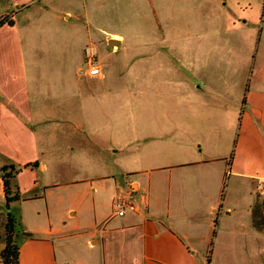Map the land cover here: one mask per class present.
<instances>
[{
  "label": "crops",
  "instance_id": "0c3cea01",
  "mask_svg": "<svg viewBox=\"0 0 264 264\" xmlns=\"http://www.w3.org/2000/svg\"><path fill=\"white\" fill-rule=\"evenodd\" d=\"M137 2L134 40L119 0H0V19L12 21L0 27V167L38 161L17 175L22 196L10 203L20 264H213L229 260L222 246L229 254L260 238L264 64L248 93L244 77L237 90L224 86L235 95L224 117L207 62L216 27L241 18L227 0ZM105 13L123 29L104 24L111 49L99 50L91 23L110 20ZM122 45L142 57L125 65L131 84L117 87L108 62ZM93 48L103 78L79 72ZM222 119L233 127L226 150L213 137ZM6 221L0 209V253Z\"/></svg>",
  "mask_w": 264,
  "mask_h": 264
},
{
  "label": "rangeland",
  "instance_id": "374dc122",
  "mask_svg": "<svg viewBox=\"0 0 264 264\" xmlns=\"http://www.w3.org/2000/svg\"><path fill=\"white\" fill-rule=\"evenodd\" d=\"M119 1L122 3L124 2V5L127 4L131 10L129 19H132V21L128 22V35L137 37H133L134 40L140 39V33L143 27V19L138 14L137 1L140 0ZM224 2L225 1H223V3ZM227 2L228 4H226V7L229 14L236 15L238 19L241 18V20H239L240 27L234 28L229 20L224 19L223 23L220 24L218 28L216 27V31L213 35L215 47L207 58V62L212 63L214 68L212 71V90L214 92L212 97L219 108L216 110H218L224 117L225 113L228 111L227 108H229L230 102H232V99L235 97L232 92L228 94L227 89L224 88V86L235 84V90H237L236 84L241 81L242 77H244L246 79L245 91L248 93L247 91L252 78L255 77L254 68L257 70L259 67L260 69V65L264 64V0H227ZM105 15L110 20H104L99 24L91 23V31L99 45V50H104L107 47L108 49H111L109 46L105 47L108 43V41L106 42V39H103L102 42L100 41V34L102 35V33H104V24L106 25L105 29H123V25L119 23L116 17H113V19L111 16H108L107 13H105ZM4 17L9 19L10 15ZM63 41L64 39H62V42ZM113 48H118V44H115ZM93 49L94 50L87 51L83 64L84 66L85 63L87 64V60L90 56H95L100 62H102V59L97 54V49ZM115 52L116 53H111L110 61L108 62L109 71L112 73V81L115 82L117 87L130 85L133 80H131V73L125 71V65L134 62H141V47L132 45L127 46V48L124 49L122 45V47ZM83 65L79 71L80 74L83 73ZM210 73L211 72H207L208 75H210ZM244 101L245 104H247V97L244 98ZM56 115L61 116L59 111L56 112ZM59 121L55 123H59ZM219 121L222 123L219 126H215L213 137L214 139L220 140L218 144H223L224 148H221V150H226L229 142L227 138L231 137L233 127H231L230 120L228 124L225 119ZM56 125L61 128V124ZM234 144L232 145L231 143L232 149ZM0 206L2 211H5L6 213L8 212L9 209L6 207V204L3 205L0 203ZM253 223L261 230L260 238L255 237V244L246 245V247H242L239 244V246L234 247L229 254V249L226 248V246L221 245L224 252L221 251V255L223 256L224 254H227L229 260L226 261V258H213V264H264V182L260 186V193L256 200ZM240 240L241 239L238 240V243H241ZM213 248L215 247L213 246L211 248V254ZM211 259L212 258H210V260Z\"/></svg>",
  "mask_w": 264,
  "mask_h": 264
},
{
  "label": "trees",
  "instance_id": "16d2710c",
  "mask_svg": "<svg viewBox=\"0 0 264 264\" xmlns=\"http://www.w3.org/2000/svg\"><path fill=\"white\" fill-rule=\"evenodd\" d=\"M9 19L3 17L0 19V27L5 23H11ZM38 161L26 164L8 162L0 167L1 178L4 184V193L6 207L10 209V203L21 198V192L16 182L17 175L27 167H36ZM17 218L8 210L7 221L5 224L6 238L5 247L0 253L1 264H20V230Z\"/></svg>",
  "mask_w": 264,
  "mask_h": 264
},
{
  "label": "built area",
  "instance_id": "2783aa9c",
  "mask_svg": "<svg viewBox=\"0 0 264 264\" xmlns=\"http://www.w3.org/2000/svg\"><path fill=\"white\" fill-rule=\"evenodd\" d=\"M88 76L93 78H103L105 77V72L103 70L102 64L99 59L95 56H90L87 60L86 66L83 68ZM128 206V200L120 195L115 202V211L118 215H124L126 213Z\"/></svg>",
  "mask_w": 264,
  "mask_h": 264
},
{
  "label": "water",
  "instance_id": "95a60500",
  "mask_svg": "<svg viewBox=\"0 0 264 264\" xmlns=\"http://www.w3.org/2000/svg\"><path fill=\"white\" fill-rule=\"evenodd\" d=\"M114 42H115L114 40H110V44H112V45H113V44H114Z\"/></svg>",
  "mask_w": 264,
  "mask_h": 264
}]
</instances>
